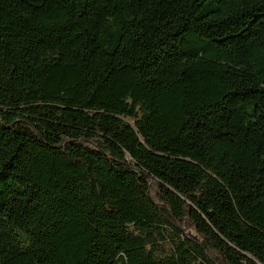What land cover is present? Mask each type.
I'll list each match as a JSON object with an SVG mask.
<instances>
[{"label": "trees", "instance_id": "16d2710c", "mask_svg": "<svg viewBox=\"0 0 264 264\" xmlns=\"http://www.w3.org/2000/svg\"><path fill=\"white\" fill-rule=\"evenodd\" d=\"M0 264H264V0H0Z\"/></svg>", "mask_w": 264, "mask_h": 264}]
</instances>
